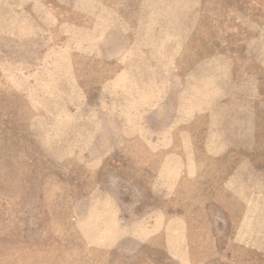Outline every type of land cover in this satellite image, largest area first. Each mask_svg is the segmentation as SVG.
<instances>
[{"label": "rangeland", "instance_id": "rangeland-1", "mask_svg": "<svg viewBox=\"0 0 264 264\" xmlns=\"http://www.w3.org/2000/svg\"><path fill=\"white\" fill-rule=\"evenodd\" d=\"M0 264H264V0H0Z\"/></svg>", "mask_w": 264, "mask_h": 264}]
</instances>
